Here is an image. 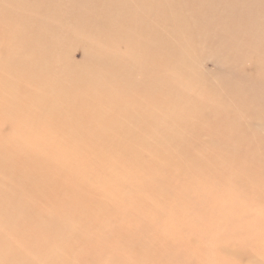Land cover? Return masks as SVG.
<instances>
[{"label": "rangeland", "instance_id": "1", "mask_svg": "<svg viewBox=\"0 0 264 264\" xmlns=\"http://www.w3.org/2000/svg\"><path fill=\"white\" fill-rule=\"evenodd\" d=\"M67 1L51 3L60 9ZM101 1L102 11L96 15L108 9L106 1L112 11L123 0H69L74 9L63 31L94 41L104 66L99 80L111 79L109 74L113 73V88L129 83L136 92L131 106L142 119L141 125H135L136 130H145L142 140L118 139L120 131L107 121L117 120L121 125V109L114 116L106 114L92 127L104 129L107 141L100 147L99 181H117L119 188L137 198L143 214L137 219L132 212V219H128L127 208L110 209L98 192L93 194L96 202L81 205L63 193L50 198L44 190L45 181L62 180L63 173L33 171L41 163L39 157L24 155L16 145L5 151L0 148V191L20 189L22 193L13 221L8 217L0 221V264H98V258H114L115 264H264V248L244 252L239 261L221 262L224 254L213 248L211 239L198 244L193 256L183 239L186 227L204 230L208 218L214 221L219 217V211L212 215L205 212L213 200L203 193L220 178L227 191L218 197V203H232L233 195H239L241 244L261 243L253 230L258 225L257 235H261L264 227V0H133L119 20L120 29L93 17ZM86 2L91 18L82 19L76 5ZM7 15L0 8V18ZM28 19L29 14H25L16 22L26 35L35 31L32 25L42 24L40 20L31 23V18L28 23ZM52 28L50 34L56 26ZM10 33L9 29L2 40L10 41ZM35 38L39 46L47 43L41 29ZM139 38H143L140 51L127 52ZM10 45L14 56L13 47L25 48L20 52L23 57L32 54L33 46L23 35L11 39ZM52 54V49L45 52L46 56ZM75 59L81 63L79 54ZM89 65L91 71L96 67ZM23 70L17 67L14 72L20 76ZM134 76L135 88L131 82ZM117 96L120 104L122 94ZM114 102V98L106 99L101 107L109 109ZM70 113V121L79 123L80 112ZM45 116L50 117V113ZM93 144L81 140L67 159L73 163L85 159L78 150ZM15 159L25 162L12 165ZM150 185L155 193L146 198ZM7 207L6 203V215ZM59 208L72 211L70 225L62 240L52 243L53 254L39 251V244L46 242L39 243L37 237L43 229L42 217L52 216ZM143 217L156 218L166 230L179 228L181 239L150 240L143 253L137 248L132 254L130 237L137 235L136 227ZM168 221L173 224L166 226ZM121 230L125 235L118 239ZM247 232L253 234L248 236ZM108 234L110 242L104 239ZM207 234L215 237L216 232L208 229ZM107 243L110 249L105 252ZM228 256H234L233 252Z\"/></svg>", "mask_w": 264, "mask_h": 264}, {"label": "bare ground", "instance_id": "2", "mask_svg": "<svg viewBox=\"0 0 264 264\" xmlns=\"http://www.w3.org/2000/svg\"><path fill=\"white\" fill-rule=\"evenodd\" d=\"M0 0V8L7 12V16L0 18V148L4 151L7 147L16 145L20 148L21 153L31 157L36 156L41 159L31 170L33 171H51L57 170L63 173L64 179H47L44 183V190L49 194L50 198L58 193H63L75 198L78 205L85 202H96L93 199L95 192L104 196L107 207L112 209L127 208L126 218L132 219L131 213L136 214L137 219L143 214V209L137 198L129 191L119 188L117 181H99L97 169L101 165L103 158L100 155V147L107 141L104 138L105 130H97L92 127L99 123L102 118L109 114L114 116L120 109L123 114V123L117 124V120L107 121L111 128L119 130L121 134L118 138L123 142L142 140L145 130L142 128L135 129V125H141L142 119L138 113L132 110V96L136 94L129 83H125L121 87L113 88V80L116 75L110 73L112 78L101 81L104 66L100 61V56L95 50L96 44L85 40L83 37L74 33L63 31L64 25L71 18L74 9L71 7L69 0L63 7H55L51 0ZM111 1V0H110ZM133 0H123L121 6L116 5L113 10H103L104 14L96 15V12L102 11V1L93 11V17L105 22L108 26L118 27L119 20L125 12L126 7L132 5ZM18 2H23L19 4ZM49 2L50 5H46ZM119 4V3H117ZM76 5V11L82 19L91 16L87 13L89 10L85 7ZM111 11V12H110ZM52 12V15L49 13ZM29 14L33 22L40 20L41 25H32L35 29L32 34L26 35L22 33V26H16L23 15ZM31 25V24H30ZM56 26L52 34V27ZM119 28V27H118ZM11 39L15 40L17 36L23 35L28 43L32 44V54L26 57L21 56L20 52L25 48L13 47L14 54L10 45V41L3 39V35L8 31ZM41 29L44 35V45H38L35 38L37 31ZM120 29V28H119ZM75 35V36H72ZM72 36V37H71ZM112 40V38H111ZM143 38L136 39L132 43V47L127 52L137 54L141 49ZM4 44H7L5 46ZM99 45V44H98ZM4 48H7L4 50ZM52 49L53 54L45 55L46 51ZM19 51V54H17ZM100 50L98 51V53ZM79 54L80 60L77 64L75 56ZM78 56V55H77ZM13 59V60H12ZM22 60L23 63L19 64ZM97 62L99 65L97 66ZM89 63L96 66L93 71L90 69ZM88 66V67H87ZM23 67L24 70L20 76L14 72L15 68ZM110 79V82H109ZM132 79V86L136 87V77ZM109 83V84H108ZM122 94V102L119 104ZM67 98L70 102L66 103ZM114 98L116 102L108 105L109 109H103L101 102ZM139 101V97H137ZM71 110L80 112L82 119L79 123L70 121L72 119ZM50 113V117L45 116ZM153 115V113H152ZM62 123L61 125L59 123ZM80 126V128L76 126ZM95 131V132H94ZM94 132V133H93ZM81 140H91L93 145L79 149L78 153L85 159L71 162L67 159L72 148L80 147ZM25 160L15 159L12 165L19 166ZM17 170V169H16ZM15 170V171H16ZM7 193L0 191V221H13V212L18 209L17 199L22 196L21 190L16 189L13 192L5 190ZM150 198L154 195V186H147ZM227 191V186L221 183L220 178L217 179L205 192L213 202L208 203L207 214L212 215L215 211H219L220 215L216 220L208 218L206 220L207 228L204 230L189 229L186 227L184 231V244L190 251L195 254L197 245L206 239L213 241V248L219 250L224 256L221 262L232 259L239 261L238 257L246 251L256 252V249L264 248V227L261 235H257L258 225L253 230L254 235L261 240L260 244H248L243 246L239 240V221L241 219V208L239 204L238 193L233 195L232 203H218V197ZM196 195L200 193L196 192ZM8 204L7 212L5 205ZM163 212L162 215H167ZM134 218V219H135ZM43 228L38 234V242L46 241L39 244L38 250H48L49 254H53L52 243L56 240H62L65 229L70 225L72 219V211L68 209H57L52 211V216L42 217ZM173 221L166 222V226L172 225ZM8 225V224H7ZM163 223L157 221L156 218H141L138 221L137 235L130 237L132 239V254L138 248L141 253L144 252V246L150 240H161L162 238L174 241L176 238L181 239L182 230L179 228L166 230ZM208 229L216 232L215 237L207 234ZM177 233V234H176ZM253 233L247 232L248 236ZM125 235L124 231L117 232V238L120 239ZM109 241V234L104 236ZM110 244H104V251L108 252ZM162 250V247H160ZM159 250V251H160ZM232 251L234 256H228ZM193 260L195 258L193 257ZM98 264H114L116 259L111 258L104 261L98 258ZM127 264V263H119ZM143 264V263H141Z\"/></svg>", "mask_w": 264, "mask_h": 264}]
</instances>
